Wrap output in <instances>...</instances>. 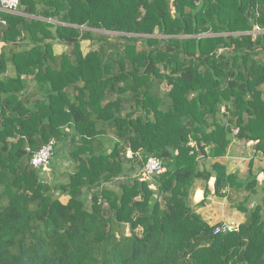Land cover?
<instances>
[{"label": "trees", "instance_id": "obj_1", "mask_svg": "<svg viewBox=\"0 0 264 264\" xmlns=\"http://www.w3.org/2000/svg\"><path fill=\"white\" fill-rule=\"evenodd\" d=\"M51 139L73 143L64 181L31 166ZM241 151L245 177L224 160ZM259 156L264 0L0 10V264H264ZM231 195L245 220L213 235L196 207Z\"/></svg>", "mask_w": 264, "mask_h": 264}, {"label": "rangeland", "instance_id": "obj_2", "mask_svg": "<svg viewBox=\"0 0 264 264\" xmlns=\"http://www.w3.org/2000/svg\"><path fill=\"white\" fill-rule=\"evenodd\" d=\"M82 49L85 50L84 46H82ZM62 50H63V48H61V47L57 48V51H62ZM55 141H56V145H55V149H54V157H53L51 164H50V166L51 165L55 166L54 167L55 170H54V172H52L51 175H50L51 172H48L49 174L44 173V175H43V179L46 181H50V182H52V180H53V175L55 177L56 172H57V168L59 169L60 163L64 165L63 166L64 168L61 169L64 172L70 171L74 166V162L72 161V159L70 157V150L72 149V146L71 145L66 146L63 142L57 143V140H55ZM101 141L104 142V144L101 147H107L108 146L106 139L104 140L101 138V140H99L98 143H101ZM95 145H97V144H95ZM99 148L100 147L98 146V149ZM235 153H237V152H235ZM239 153H242V151L238 152L237 154H239ZM239 155L240 156H238L237 158L231 159V163H230L229 167L232 168V169H230L232 171L234 170V171H238L240 174L241 173L244 174L247 171V167H248V165H247L248 160L247 159L248 158H246V156H241V154H239ZM128 156H130L129 152H128ZM241 158H245L246 160H243ZM257 166H258V163L255 162V168ZM192 198H193V196H192ZM208 199L209 198H206V200H208ZM236 199L237 198H235L233 195H231V198L227 199V200L213 197V203H212V205H213V219L215 218L218 220V222L216 224L214 223V225L227 223V224L234 227V226L238 225V224L234 225V223L230 224L231 221H234L233 220L234 218H243L245 220V216L243 213L237 211L235 208L230 206L232 204H236V202H239V201L241 202L243 200L242 198H239L237 200ZM206 200H205L204 204H207V206H209L210 204L208 202H206ZM219 220H221V221H219Z\"/></svg>", "mask_w": 264, "mask_h": 264}, {"label": "built area", "instance_id": "obj_3", "mask_svg": "<svg viewBox=\"0 0 264 264\" xmlns=\"http://www.w3.org/2000/svg\"><path fill=\"white\" fill-rule=\"evenodd\" d=\"M18 7L19 0H0V10L5 11L7 13H17ZM55 145L56 141L54 139H51L49 142L39 148L36 152H34L31 157V166L34 169H41L46 174L48 172H51L50 164L54 157ZM129 155L131 156L132 153L129 152ZM137 156L139 155L137 154ZM161 170L162 164L160 160L155 157H148L141 170V173L150 177L156 173H159ZM231 229V225L227 223H222L221 225L213 228L212 234H224Z\"/></svg>", "mask_w": 264, "mask_h": 264}, {"label": "crops", "instance_id": "obj_4", "mask_svg": "<svg viewBox=\"0 0 264 264\" xmlns=\"http://www.w3.org/2000/svg\"><path fill=\"white\" fill-rule=\"evenodd\" d=\"M59 47H61V46H57V45H54V47H53V52H54V54L55 55H57V54H60L62 51H57V48H59ZM62 48V47H61ZM62 142V141H61ZM63 143L66 145V146H72V142L70 141L69 143L68 142H65L64 140H63ZM233 147L234 146H232V149H233ZM251 156H250V154L249 155H247V157L246 158H248L247 160H248V162H249V160L251 159L250 158ZM235 158H237V157H235V156H228V157H226L224 160H225V164H226V167H227V170H228V172H234V170L232 171V170H230V169H232L231 167H229V165H230V163H231V159H235ZM241 159H243V160H246L245 158H241ZM255 162L256 163H258V169L260 170L261 168L262 169H264V156H259V157H257L256 159H255ZM67 164V163H66ZM247 165H248V163H247ZM53 166V165H52ZM64 165L63 164H61L60 163V165H59V169L57 168V178H58V180H60V181H64L65 180V178H66V173L64 172V171H62L61 169H63L64 167H63ZM53 167H55V166H53ZM74 167V166H73ZM248 168V167H247ZM73 169V168H72ZM72 169L69 171V172H71L72 171ZM68 172V171H67ZM241 175H243L244 177L247 175V171H246V173H244V174H242L241 173ZM204 189H205V184H203V183H201V182H199L198 184H197V186H196V188H195V191H194V193H193V200H194V203H196V204H198V203H200L203 199H204ZM201 196V197H200ZM198 200H197V199ZM200 198V199H199ZM209 198V206H207V204H200L198 207H196V210H197V212L203 217V219L205 220V221H207V223L209 224V225H211V226H213L214 225V223L216 224L217 222H218V220L217 219H213V205H212V203H213V196H210V197H208ZM227 200V199H226ZM205 202V201H204ZM225 219V218H224ZM234 221H229L230 222V224H233L234 223V225H236V224H241V223H243V221H244V219L243 218H234L233 219ZM219 221H221V220H219ZM237 226V225H236ZM236 226H234V227H236Z\"/></svg>", "mask_w": 264, "mask_h": 264}, {"label": "water", "instance_id": "obj_5", "mask_svg": "<svg viewBox=\"0 0 264 264\" xmlns=\"http://www.w3.org/2000/svg\"><path fill=\"white\" fill-rule=\"evenodd\" d=\"M206 202H209V199H208V200H206Z\"/></svg>", "mask_w": 264, "mask_h": 264}]
</instances>
